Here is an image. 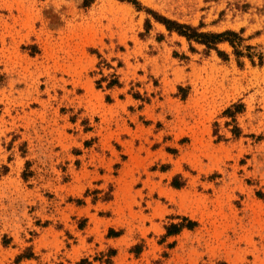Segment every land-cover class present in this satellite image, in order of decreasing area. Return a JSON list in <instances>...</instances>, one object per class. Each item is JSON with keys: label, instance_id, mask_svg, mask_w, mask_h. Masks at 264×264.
I'll list each match as a JSON object with an SVG mask.
<instances>
[{"label": "rangeland", "instance_id": "374dc122", "mask_svg": "<svg viewBox=\"0 0 264 264\" xmlns=\"http://www.w3.org/2000/svg\"><path fill=\"white\" fill-rule=\"evenodd\" d=\"M136 1L0 0V264H264V62L148 12L264 53V0Z\"/></svg>", "mask_w": 264, "mask_h": 264}, {"label": "trees", "instance_id": "16d2710c", "mask_svg": "<svg viewBox=\"0 0 264 264\" xmlns=\"http://www.w3.org/2000/svg\"><path fill=\"white\" fill-rule=\"evenodd\" d=\"M130 2L137 7L139 3L136 0H130ZM152 13L154 19L164 25L166 30L169 32H175L179 36L184 37L189 43L195 42L197 44L204 45L206 50L214 49L216 53L223 59L227 58V54L224 51L218 49V45L221 43H227L235 55L236 59L239 61L240 57H247L252 64L255 63L254 56L258 58V64L262 65L264 62V53L256 52L253 53L251 50L256 49L251 45H244L245 39L241 36V31L237 32L234 30H224L221 32H211V31H201L200 27H195L190 24L180 23L176 20L166 18L164 16L158 15L153 11H148ZM149 24V23H147ZM243 105L241 103H235L225 109L224 115L234 119L235 114L241 112ZM232 134L235 136L239 135L240 130L237 127L231 129ZM194 224V223H190ZM183 225L171 224L167 227V235L175 234L180 231Z\"/></svg>", "mask_w": 264, "mask_h": 264}, {"label": "crops", "instance_id": "0c3cea01", "mask_svg": "<svg viewBox=\"0 0 264 264\" xmlns=\"http://www.w3.org/2000/svg\"><path fill=\"white\" fill-rule=\"evenodd\" d=\"M170 235H172V234H170Z\"/></svg>", "mask_w": 264, "mask_h": 264}]
</instances>
